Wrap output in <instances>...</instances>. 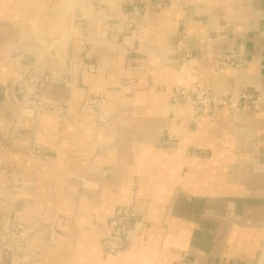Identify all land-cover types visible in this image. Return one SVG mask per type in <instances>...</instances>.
<instances>
[{
    "label": "crops",
    "instance_id": "obj_1",
    "mask_svg": "<svg viewBox=\"0 0 264 264\" xmlns=\"http://www.w3.org/2000/svg\"><path fill=\"white\" fill-rule=\"evenodd\" d=\"M35 35L69 39L41 114L12 99L46 73ZM178 86L231 99L198 118ZM260 93L264 0H0V212L36 230L24 264H263ZM122 207L137 242L104 255Z\"/></svg>",
    "mask_w": 264,
    "mask_h": 264
},
{
    "label": "built area",
    "instance_id": "obj_2",
    "mask_svg": "<svg viewBox=\"0 0 264 264\" xmlns=\"http://www.w3.org/2000/svg\"><path fill=\"white\" fill-rule=\"evenodd\" d=\"M130 29L131 26L126 25L122 32L130 31ZM224 61L231 66H243L233 53L222 56L219 64ZM50 81V74L35 70L20 74L15 82L16 94L12 98L13 101L24 111L29 110L36 114L54 109L43 98L45 86ZM242 97L250 100L251 107L260 105L264 108V93L257 96L243 94ZM229 99L231 97L228 94L220 98L211 91L199 89L198 86L195 89L178 86L172 98L171 107L176 110L180 105L191 104L194 106L196 117L201 118L209 114L214 119L219 107L228 103ZM91 103L97 105V100H91ZM64 118L65 116H62L61 120ZM137 224L138 217L131 208H119L111 220V230L101 239L103 254L118 255L130 250L137 242L139 233ZM35 231V228L25 225L21 220H15L0 212V264H24L25 250Z\"/></svg>",
    "mask_w": 264,
    "mask_h": 264
},
{
    "label": "water",
    "instance_id": "obj_3",
    "mask_svg": "<svg viewBox=\"0 0 264 264\" xmlns=\"http://www.w3.org/2000/svg\"><path fill=\"white\" fill-rule=\"evenodd\" d=\"M26 43L33 47L34 50H36V47L39 48L38 52H36L38 67L50 74L52 82L61 81L62 70L66 66L68 59L69 39L56 37L43 38L39 36L30 38ZM28 49L30 48L27 47L26 50Z\"/></svg>",
    "mask_w": 264,
    "mask_h": 264
},
{
    "label": "rangeland",
    "instance_id": "obj_4",
    "mask_svg": "<svg viewBox=\"0 0 264 264\" xmlns=\"http://www.w3.org/2000/svg\"><path fill=\"white\" fill-rule=\"evenodd\" d=\"M39 36H41V37H43L44 38V36H42V35H35V36H32V37H39ZM32 37H30V38H32ZM30 38H27V40H29ZM37 49H39L38 47H36ZM45 72V71H44ZM47 74H49L48 72H46Z\"/></svg>",
    "mask_w": 264,
    "mask_h": 264
},
{
    "label": "bare ground",
    "instance_id": "obj_5",
    "mask_svg": "<svg viewBox=\"0 0 264 264\" xmlns=\"http://www.w3.org/2000/svg\"><path fill=\"white\" fill-rule=\"evenodd\" d=\"M27 112H30L31 113V111H29V110H27ZM263 264H264V260H263Z\"/></svg>",
    "mask_w": 264,
    "mask_h": 264
}]
</instances>
